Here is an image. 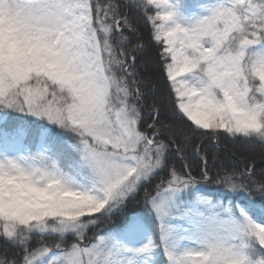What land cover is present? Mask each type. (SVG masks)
<instances>
[{"label":"snow or ice","instance_id":"obj_1","mask_svg":"<svg viewBox=\"0 0 264 264\" xmlns=\"http://www.w3.org/2000/svg\"><path fill=\"white\" fill-rule=\"evenodd\" d=\"M0 264H264V0H0Z\"/></svg>","mask_w":264,"mask_h":264},{"label":"trees","instance_id":"obj_2","mask_svg":"<svg viewBox=\"0 0 264 264\" xmlns=\"http://www.w3.org/2000/svg\"><path fill=\"white\" fill-rule=\"evenodd\" d=\"M130 20L139 25L141 39L145 42L148 40V25L144 22L142 17H138L135 14L130 16ZM133 44L136 42V38L132 37ZM158 62V57L156 55L155 49H146V54H137V59L135 63V67L131 69L136 74L137 79L141 81L140 87L141 90L146 93V103L143 109L142 115L145 122H151L152 117L148 116L147 113L150 110V105L153 101L157 104L164 103L166 101V97L168 95V85L165 81V78L160 72V66L156 69L155 65ZM159 121L161 123L169 122L173 124L172 131L177 132L178 126L174 124L171 120V105L167 104L164 110L161 112L159 116ZM193 144L200 148V154L203 155L205 153L211 155L215 154L220 157L221 162H227L231 158L236 157L239 158L241 152V146L232 145L231 141L221 137L219 138V142L217 144L216 141L210 140L209 138H202L193 141ZM189 153L188 161H182L179 157H176V168L178 171L183 170L184 163H191L195 165L197 156L196 149L194 147H189L186 149ZM259 149L255 152L252 151H244L243 155L247 156L250 160L256 162L257 167L259 168L262 158L261 155L258 154ZM211 163V161H210ZM219 167V165H217ZM214 174V173H213ZM166 179L167 177H162ZM161 178H157V180L153 181V184L149 187L148 191L152 192L155 185L160 183ZM144 199V192L140 193L138 200L135 202L134 207H142ZM116 221L113 220L111 222L105 221L98 228L94 229L96 233L103 234L107 230L114 228L116 225ZM91 236V233L89 234Z\"/></svg>","mask_w":264,"mask_h":264},{"label":"rangeland","instance_id":"obj_3","mask_svg":"<svg viewBox=\"0 0 264 264\" xmlns=\"http://www.w3.org/2000/svg\"><path fill=\"white\" fill-rule=\"evenodd\" d=\"M155 67H156V69H158V70H159V68H158V67H159V66H158V63L155 65Z\"/></svg>","mask_w":264,"mask_h":264},{"label":"bare ground","instance_id":"obj_4","mask_svg":"<svg viewBox=\"0 0 264 264\" xmlns=\"http://www.w3.org/2000/svg\"><path fill=\"white\" fill-rule=\"evenodd\" d=\"M258 154H260V155H261L260 151L258 152Z\"/></svg>","mask_w":264,"mask_h":264}]
</instances>
